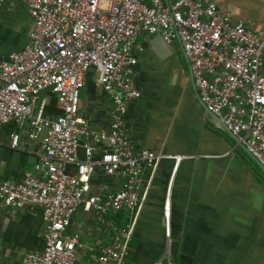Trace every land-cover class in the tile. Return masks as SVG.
I'll list each match as a JSON object with an SVG mask.
<instances>
[{
    "label": "built area",
    "instance_id": "built-area-1",
    "mask_svg": "<svg viewBox=\"0 0 264 264\" xmlns=\"http://www.w3.org/2000/svg\"><path fill=\"white\" fill-rule=\"evenodd\" d=\"M18 1L32 26L27 43L0 60V133L10 123V148L17 147L23 129L39 146L31 171L19 180H0V204L36 208L43 222L41 250L25 253L19 264L124 263L141 204L142 173L148 170L150 176L165 157L137 148L124 124L127 106L140 96L132 80V48L140 33L179 44L198 103L216 115L235 144L264 169V35L232 21L215 0ZM88 70L110 101L106 131L92 128L79 114ZM42 93L53 99L51 117L45 113ZM172 157L175 163L180 158ZM96 168L119 178V187L88 193ZM167 204L166 198L165 237ZM77 209L93 212L102 224L108 213H124L126 220L111 225L107 243L80 245L78 235L67 232ZM80 246L84 260L76 254Z\"/></svg>",
    "mask_w": 264,
    "mask_h": 264
},
{
    "label": "crops",
    "instance_id": "crops-1",
    "mask_svg": "<svg viewBox=\"0 0 264 264\" xmlns=\"http://www.w3.org/2000/svg\"><path fill=\"white\" fill-rule=\"evenodd\" d=\"M232 21H242L264 34V0H215ZM13 17L6 22L4 15ZM32 19L18 0L0 8V60L28 41ZM132 54V80L140 96L126 109V132L137 148L165 155L152 174L142 173L141 204L136 212L128 255L123 264H264V173L233 138L198 103L189 68L179 44H166L155 34L140 33ZM92 70L85 75L79 114L96 130L109 125L108 96L95 84ZM91 78L92 80H90ZM45 113L53 116V99ZM83 99V100H82ZM12 124L0 133V180H19L31 171L37 140L23 129L16 148L8 145ZM96 154L94 153V156ZM172 156H179L175 163ZM77 158L82 153L77 152ZM72 168H68L71 170ZM120 179L99 168L90 176V194L116 190ZM167 198L168 237L163 230V203ZM98 223L93 212L77 209L67 232L80 245L96 248L110 240L112 224L126 220L124 213L104 215ZM43 222L38 209L0 204V264H19L22 256L42 247ZM79 260L86 254L76 249ZM167 254V255H166Z\"/></svg>",
    "mask_w": 264,
    "mask_h": 264
},
{
    "label": "water",
    "instance_id": "water-1",
    "mask_svg": "<svg viewBox=\"0 0 264 264\" xmlns=\"http://www.w3.org/2000/svg\"><path fill=\"white\" fill-rule=\"evenodd\" d=\"M82 93V89L80 90V94ZM208 113V112H207ZM216 122H218V124H219V126H220V128L221 129H223L225 132H227L228 134H229V132L226 130V128L223 126V124L222 123H220V121H219V118L216 116V115H213V114H211V113H208ZM230 135V134H229ZM231 136V135H230ZM232 138H233V140H234V137L233 136H231ZM255 162V161H254ZM256 163V162H255ZM257 164V163H256ZM258 165V164H257ZM259 166V165H258ZM259 168H261L260 166H259ZM261 170L263 171V173H264V169H262L261 168Z\"/></svg>",
    "mask_w": 264,
    "mask_h": 264
},
{
    "label": "rangeland",
    "instance_id": "rangeland-1",
    "mask_svg": "<svg viewBox=\"0 0 264 264\" xmlns=\"http://www.w3.org/2000/svg\"><path fill=\"white\" fill-rule=\"evenodd\" d=\"M4 20L8 23V22H12V20H13V17H11L10 15H8V14H6V15H4ZM262 34V33H261ZM262 35H264V34H262ZM90 80H94V76L92 77V79L91 78H89ZM83 100V99H82Z\"/></svg>",
    "mask_w": 264,
    "mask_h": 264
}]
</instances>
